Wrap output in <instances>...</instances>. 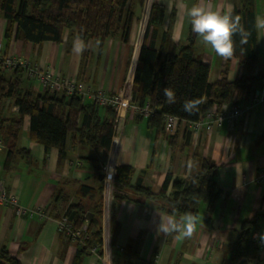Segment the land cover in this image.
Listing matches in <instances>:
<instances>
[{
  "label": "crops",
  "instance_id": "obj_1",
  "mask_svg": "<svg viewBox=\"0 0 264 264\" xmlns=\"http://www.w3.org/2000/svg\"><path fill=\"white\" fill-rule=\"evenodd\" d=\"M146 1L143 7L138 5L136 8L140 20L135 22L129 42L118 37H110L103 42L92 39L87 42L88 47L83 54L78 55L73 52V41L78 36L69 30L65 31L60 43L25 42L16 38L17 28L7 39V19L0 13V43L6 46L8 55L25 59L29 65L52 68L63 81L75 77L79 86L92 92L102 90L117 95L122 91L132 96L141 49L136 52L137 40ZM241 1L213 0L212 4L225 11L231 8L234 12L241 7ZM152 2L162 4L165 9L157 47L163 41V32H167L176 45L193 40L195 57L210 64L211 83L221 79L224 71H227L230 81H236L246 73L238 57L226 60L216 56L210 46L203 43L202 37L192 32L190 18L177 7L180 0ZM197 2L183 0V4L189 7ZM255 4L257 20L264 17V0H255ZM256 34L259 60L255 74L264 78V36L259 35L257 29ZM4 72L10 74L14 71ZM25 78L24 85L43 91L44 87L38 80L28 78L26 74ZM253 92H241L240 98H237L246 111L232 131L224 123L211 130L205 127L194 135L191 123L180 120L177 133L171 135L176 137L175 144H171V136L165 134L164 126L162 131H158L149 125L151 115L140 113L135 106L138 104L131 102L127 107L119 131V116L115 120L105 173L109 169L117 131L115 173L118 164L131 165L134 167L132 183L141 175L143 185L151 187L155 193L160 191L168 173H172L173 177L167 195L173 191L175 177L190 176L196 168L192 156L194 150L212 157L217 163V183L222 194L211 227L205 224L207 212L203 205L197 217L196 232L191 238L180 240L176 239L178 232L164 233L160 230L162 217L166 220L168 216H174L179 220L180 216L160 208L156 199H146L144 203L122 200L114 206L115 191H111L107 209V182L105 178H100L99 169L90 161L91 147L69 132L66 156L60 159L57 148L48 152L43 144L30 138L31 119L26 116L18 137V147L9 164H6L9 147L4 142L0 145V180L15 193L22 205L43 206L47 216H18L15 206L0 204V251L6 248L23 264H101L98 255L80 253L79 245L58 231V216L63 215L71 204L82 202L88 207V212L93 213L90 208L99 197L80 196L79 188L84 184L94 189L102 187V201L99 203L103 213L104 247L111 249L113 264H226L231 243L241 229L242 220L264 212V101L253 104ZM86 99L90 100L89 97ZM18 113L19 107L13 99L0 101V118ZM190 130V146L186 147L185 136ZM261 232L264 234V224ZM131 241L133 243L130 244ZM186 256L198 258L186 259ZM2 264L9 263L3 261Z\"/></svg>",
  "mask_w": 264,
  "mask_h": 264
},
{
  "label": "trees",
  "instance_id": "obj_2",
  "mask_svg": "<svg viewBox=\"0 0 264 264\" xmlns=\"http://www.w3.org/2000/svg\"><path fill=\"white\" fill-rule=\"evenodd\" d=\"M144 3L145 0H0V13L7 19V39L11 38L17 28V39L35 44L44 41L60 43L67 30L75 33L86 44L92 39L103 42L110 37L129 42L133 26L140 20L136 8L138 5L143 7ZM164 14V6L152 2L133 82L131 102L141 106L149 104L154 109L148 118L151 127L162 131L167 114L193 123L201 115L211 112L216 104L221 106L224 103H232L241 92L251 94L259 88L264 78L255 74L259 60L255 0H242L241 7L233 12L234 16L240 17L245 33H250L246 37L240 33L233 37L234 57L240 59L246 70L236 81L228 80L227 71H224L221 79L211 83L210 64L195 57L193 40L176 45L170 40L167 32H163V41L160 47H157ZM245 38L247 42L242 43ZM25 74L26 68L22 66L10 74L0 72V101L10 98L19 107L17 115L0 118V138L9 147L6 164L10 163L11 155L18 147V137L22 133L25 117L30 116L29 136L43 144L46 151L57 148L60 159H63L66 156L67 136L72 132L76 138L91 147L90 161L99 169V174L105 172L118 109L84 99L78 91L67 93L64 89L48 88L36 91L31 86L24 85L27 80ZM165 88L174 90L175 103L166 102ZM195 98L204 101L199 111L194 114L183 111V103ZM185 137L184 145L189 147L191 130ZM170 142L175 144L176 137L171 136ZM192 156L196 163L195 170L188 177H175L170 195H167V190L172 181V173L167 174L160 191L155 193L151 187L143 185L141 175L132 183L134 167L118 164L115 182L121 191L114 193V206L122 200L144 203L146 199L152 198L158 200L160 208L169 213L182 216L190 212L198 217L201 207L205 205V224L210 228L222 194V189L217 183L218 165L212 157L204 156L199 150H194ZM79 195L99 197L90 208L95 216L88 221L89 238L84 244H78L80 253H90L91 245L103 241V213L99 203L102 201V187L94 189L82 184ZM88 211L87 206L77 202L71 204L64 214L79 227L86 223ZM263 224L264 212L242 220L241 229L231 243L226 264H250L254 261L255 264H261L258 260L259 248L252 234L254 231H261ZM99 252L102 253V249H99ZM3 261L9 264H23L6 248L0 251V264Z\"/></svg>",
  "mask_w": 264,
  "mask_h": 264
},
{
  "label": "built area",
  "instance_id": "obj_3",
  "mask_svg": "<svg viewBox=\"0 0 264 264\" xmlns=\"http://www.w3.org/2000/svg\"><path fill=\"white\" fill-rule=\"evenodd\" d=\"M211 2H213V0H211ZM20 66L26 68V76L28 78L38 80L44 88L51 90L64 89L67 93L78 91L83 95L84 99L89 97L102 106H113L117 108L119 114L123 105H125L127 109L131 104L132 96H128L125 92L121 91L117 95H110L102 90L92 92L83 86H79L75 77L63 81L52 68L43 69L40 66L29 65L25 59L8 55L6 46L0 43V72L14 71ZM237 101L236 95L232 103H224L221 106L216 104L211 112L201 115L197 121L191 123L193 134L198 135L205 127L207 130H211L214 126H222L224 123L227 124L229 131H232L246 111V107L239 105ZM261 101H264V80L261 82L260 87L253 92L251 102L255 104ZM135 106L142 114L151 115L154 112V109L151 108L149 104ZM164 122V130L167 136L177 133L180 124L179 117L173 114H167L164 118ZM2 143L3 141L0 138V145ZM105 174L106 182L109 180L112 182V191H121V189L116 187L115 171L108 169ZM0 204L15 206L18 216H34L35 214L43 217L47 216V210L43 206L26 207L22 205L15 193L6 188L3 180H0ZM88 221L89 220L82 226L77 227L67 215L63 214L58 218V231L68 236L73 242L81 245L89 238ZM252 238L259 248L258 260L261 264H264V234L261 231H254ZM104 246L103 240L102 243L91 245L90 252L99 256L101 264H113L111 249L107 250ZM99 249H102V253L99 252Z\"/></svg>",
  "mask_w": 264,
  "mask_h": 264
},
{
  "label": "clouds",
  "instance_id": "obj_4",
  "mask_svg": "<svg viewBox=\"0 0 264 264\" xmlns=\"http://www.w3.org/2000/svg\"><path fill=\"white\" fill-rule=\"evenodd\" d=\"M177 7L181 8L185 15L190 18L192 32L202 37L203 43L210 46L216 56L222 59L227 60L234 56L233 37L235 34L240 33L244 37L250 35V33H245L240 23V17L234 16L231 8L225 11L219 7H213L211 0H204V2L198 0L190 7L183 4V0H180ZM255 27L259 35L264 36V17L257 18ZM246 42V38L242 40V43ZM87 47L88 45L80 37L73 41V52L78 55H82ZM164 95L167 103H175L174 90L165 88ZM203 103L201 98L189 99L183 103L182 110L194 114L199 111L200 105ZM159 227L164 233L178 232L179 234L176 236L178 240L191 238L196 232L197 217L190 212L184 213L179 217V220L174 216H168L166 220L162 217ZM185 258L196 259L198 257L186 256Z\"/></svg>",
  "mask_w": 264,
  "mask_h": 264
},
{
  "label": "bare ground",
  "instance_id": "obj_5",
  "mask_svg": "<svg viewBox=\"0 0 264 264\" xmlns=\"http://www.w3.org/2000/svg\"><path fill=\"white\" fill-rule=\"evenodd\" d=\"M151 1L152 0H147L146 1V7H145V10H144V13H143V18H142L143 20H142V25H141V29H140V34H139V38L137 40V49H136L137 53H138V49H140L141 44H142V38H143V35H144V32H145V25H146V23L148 21ZM134 66H135V63H134ZM134 66H133V70H134ZM133 70H132V72H133ZM125 112H126V108H125V105H123L121 107V111H120L119 118H118V121H117L118 122V124H117L118 129L117 130L118 131L120 130V127H121L122 122L124 120ZM118 131L116 132V135H115V138H114V142H113V146H112V153L110 154V159H109V169L110 170H114V168H115L114 156H115L116 146L118 144V138H119V132ZM111 191H112V182H111V180H109V181H107V197H106L107 209L109 208V200H110Z\"/></svg>",
  "mask_w": 264,
  "mask_h": 264
},
{
  "label": "water",
  "instance_id": "obj_6",
  "mask_svg": "<svg viewBox=\"0 0 264 264\" xmlns=\"http://www.w3.org/2000/svg\"><path fill=\"white\" fill-rule=\"evenodd\" d=\"M146 26H147V24H146ZM145 31H146V29H145ZM105 175H106L105 172L101 173L100 174V178L103 180L105 178ZM92 218H93V213L88 212L87 215H86V219L87 220H91Z\"/></svg>",
  "mask_w": 264,
  "mask_h": 264
},
{
  "label": "rangeland",
  "instance_id": "obj_7",
  "mask_svg": "<svg viewBox=\"0 0 264 264\" xmlns=\"http://www.w3.org/2000/svg\"><path fill=\"white\" fill-rule=\"evenodd\" d=\"M143 13H144V12H143ZM142 18H143V14H142V16H141V20H143ZM76 244H77V243H76Z\"/></svg>",
  "mask_w": 264,
  "mask_h": 264
}]
</instances>
